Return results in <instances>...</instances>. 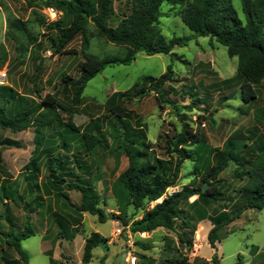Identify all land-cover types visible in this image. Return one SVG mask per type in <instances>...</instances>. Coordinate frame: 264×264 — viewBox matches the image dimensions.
<instances>
[{
    "label": "rangeland",
    "instance_id": "1",
    "mask_svg": "<svg viewBox=\"0 0 264 264\" xmlns=\"http://www.w3.org/2000/svg\"><path fill=\"white\" fill-rule=\"evenodd\" d=\"M129 1L114 0L115 16L111 25L116 26L123 15L129 14ZM232 3L243 18L240 0H232ZM180 10V6H162L163 41L193 34L182 22ZM57 11L58 20L63 26L67 25L68 17ZM13 20H20L25 26L10 27ZM52 22L56 21L50 19L41 0L34 3L0 0V78L5 82L3 86L37 102L47 94H55L71 109V121L80 131L70 140L69 151L57 147L62 141L60 135L64 134V126L46 133L44 145L37 151L35 127L19 133L0 128V264L18 259L15 250L7 246L5 234L10 230L23 231L27 217H30L35 235L23 240L21 245L29 254L30 264H84L85 245L93 233L106 240L109 252L95 248L88 264H121L126 231L144 212L127 204L119 182L120 174L128 167L127 158L119 156L118 152V147L124 143L125 128H137L136 121L140 119L146 125L145 133L156 155L166 159L165 142L180 133V115H184L203 142L185 147L192 159L182 164L174 188L198 186L213 165V154L222 150L227 140L246 143L257 151L264 147V80L255 87L257 99L249 105L244 104L237 58H230L226 47L211 43L209 38L195 37L187 46H176L173 55L139 53L130 65L107 67L89 81L81 104L73 107V92L63 91V78L79 75L85 54L103 59L122 57L126 50L99 37L94 26L89 24L87 48L83 46L82 36H78L67 47L71 54L54 56L50 51L54 32L47 30ZM42 60H45V68L37 77V66ZM169 66L174 72L173 81L163 87L164 100L152 91L141 100L127 102L126 107L133 116L121 121L122 136H118L110 125L115 118L107 116L104 108L106 100L115 92L127 91L135 83H141L144 77H160ZM174 106L180 109L179 113ZM68 115L62 113L63 124L68 122ZM105 117L108 121L94 134L107 143V147L88 150L82 139L84 128L91 121ZM59 152L70 159L62 171L64 184L55 188L48 179L47 168L49 159ZM235 169L231 163L219 176L220 183L216 185L222 194L220 200L211 208H205L206 214L211 216L222 210L232 216L242 210L239 219L218 232L216 246L220 264H264V208L244 210L248 198L241 189L248 177L238 179ZM76 180L93 190L97 207L104 212V222L98 216L79 212L82 195L65 188ZM202 224L200 228L199 223L194 233L186 230L182 244L176 237L178 228L175 231L160 228L150 233V238L138 248V264H150L142 256L155 260L156 264H161L167 256L186 264H213L216 250L208 242L213 225L209 219ZM189 240L193 243L191 248ZM168 245L172 250L163 256L164 246Z\"/></svg>",
    "mask_w": 264,
    "mask_h": 264
},
{
    "label": "trees",
    "instance_id": "2",
    "mask_svg": "<svg viewBox=\"0 0 264 264\" xmlns=\"http://www.w3.org/2000/svg\"><path fill=\"white\" fill-rule=\"evenodd\" d=\"M28 1L34 3L40 0ZM41 1L46 8L53 7L68 17V24L65 26L60 20L47 26V30L54 32L50 40L52 55L71 54V50H67V47L78 36H82L83 46L87 48L89 24L94 26L99 37L126 50L122 57L103 59L85 54V60L79 67V75L76 78L70 76L63 78V91L73 92L71 99L73 107L81 104L89 81L102 74L107 67L130 65L139 53L148 56L173 55L176 46H187L195 37H207L211 43L216 42L226 47L229 57L238 60L237 74L242 81L240 87L242 102L249 105L257 99L255 87L264 80V0H240L243 18L239 17L232 0H130L129 14L123 15L116 26L111 25L115 16L114 0ZM164 4L181 7L179 16L193 33L191 36L174 37L168 42L162 40L160 18ZM11 26L24 27L25 24L20 20H13L10 21ZM44 68L45 60H42L37 66V77L42 75ZM173 73L172 67L169 66L166 73L160 77H144L141 83H135L127 91L115 92L106 100L104 108L108 113L107 116L115 118L114 121H110V125L118 136H122L119 126L121 121L130 120L133 116L126 103L136 98L141 100L152 91L164 100L163 87L173 81ZM174 107L179 113L180 109ZM62 113L69 114L68 122L65 124L62 121ZM72 113L55 94H47L37 102L36 99L28 100L9 86H0V128L19 133L35 127L38 139L37 151H41L44 145L45 134L50 131L56 132L61 126H64V134L60 135L62 141L57 147L69 151L70 140L80 132L71 121ZM107 121V117L97 118L84 128L82 139L88 150L96 146L102 149L107 147V143L104 144V141L94 134L100 131L102 124ZM180 122L182 123L180 133L173 140L165 142L166 159L156 155L153 143L148 140L145 133L146 125L142 124L140 119L136 121L137 128L136 126L133 129L125 128L124 143L118 147V152L119 156L123 155L127 158L128 167L120 174L119 182L127 204L137 211H144L142 217L133 221L129 229L132 233H152L160 228L168 231H175L178 228L176 237L179 244H182L185 243L186 230L194 233L199 223L209 219L213 227L208 234V242L211 248L216 250L212 263L220 264L216 246L218 232L239 219L242 210L232 216L226 210L211 216L206 214L205 208H211L220 200L222 194L217 191L216 182L220 183L219 176L231 163L236 166L235 176L238 179L243 180L248 177L246 185L241 189V193L248 198L244 210L264 208V147L257 151L253 146L229 139L222 150L213 154V165L198 186L185 185L180 191L164 197L169 188L177 185L184 161L192 159L191 153L185 147L203 142L202 136L195 132L184 115H180ZM69 159L70 156L63 155L62 152L49 159L48 179L55 188L61 187V182L64 181L62 171ZM77 164L80 167V163ZM32 167L36 169L37 166L32 164ZM204 184L207 185L206 191L203 190ZM65 188L82 195L79 212L98 216L102 222L105 221L104 212L97 207V201L90 187L76 180L66 184ZM163 197L162 202L149 208ZM193 197L196 199L191 202ZM34 235L30 217L26 218L23 231L10 230L5 234L7 246L14 249L18 255V259L5 260V264H30L29 254L22 248L21 243ZM101 241L106 242L98 233H93L87 240L83 256L84 264L91 261L93 250L99 247ZM144 242L146 241L137 242L138 248L143 246ZM187 243L190 248L193 246L192 240ZM164 247L163 256H166L172 248L169 245ZM142 257L150 264H156L155 260ZM161 264H186V262L167 256Z\"/></svg>",
    "mask_w": 264,
    "mask_h": 264
},
{
    "label": "built area",
    "instance_id": "3",
    "mask_svg": "<svg viewBox=\"0 0 264 264\" xmlns=\"http://www.w3.org/2000/svg\"><path fill=\"white\" fill-rule=\"evenodd\" d=\"M47 14L52 21H57L59 19V12L53 7L47 8ZM4 83H5L4 80L0 78V86H3ZM180 190L175 188H169L164 197H166L167 195H172L173 193H176ZM164 197L158 200L157 203L162 202ZM149 238H150V233L147 232L132 233L128 228V230L126 231L125 248H124L121 264H138L140 259H139L137 242L147 241Z\"/></svg>",
    "mask_w": 264,
    "mask_h": 264
},
{
    "label": "water",
    "instance_id": "4",
    "mask_svg": "<svg viewBox=\"0 0 264 264\" xmlns=\"http://www.w3.org/2000/svg\"><path fill=\"white\" fill-rule=\"evenodd\" d=\"M61 184H64V181H62ZM206 189H207V185L204 184L203 185V190L206 191ZM99 248L102 250L103 253H108L109 252V248H108L106 242H104V241H101L99 243Z\"/></svg>",
    "mask_w": 264,
    "mask_h": 264
},
{
    "label": "crops",
    "instance_id": "5",
    "mask_svg": "<svg viewBox=\"0 0 264 264\" xmlns=\"http://www.w3.org/2000/svg\"><path fill=\"white\" fill-rule=\"evenodd\" d=\"M202 222H203V221H202ZM202 222H201V223H200V225H199V226H200V228H202V226H203ZM210 230H211V229H210Z\"/></svg>",
    "mask_w": 264,
    "mask_h": 264
}]
</instances>
